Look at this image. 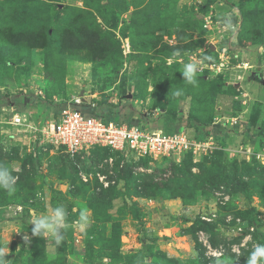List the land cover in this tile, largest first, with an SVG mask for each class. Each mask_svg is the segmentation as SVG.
<instances>
[{"label":"rangeland","instance_id":"rangeland-1","mask_svg":"<svg viewBox=\"0 0 264 264\" xmlns=\"http://www.w3.org/2000/svg\"><path fill=\"white\" fill-rule=\"evenodd\" d=\"M82 19L103 32L99 51L109 57L96 53L91 60L87 50L64 41L60 49V29ZM44 28L52 38L45 47L18 37ZM263 40L264 0H0V163L17 177L14 193L0 190V247L10 264H162L159 251L179 264H196L199 250L247 264L264 240ZM80 52L85 55H75ZM193 57H210L195 86L181 72ZM77 95L82 111L111 113L149 131L163 130L158 104L164 105L182 127L204 131L211 147L178 159L95 147L72 161L62 147H38L9 123L12 112L48 117ZM189 114H204L206 125L196 131ZM190 161L203 169L192 165L191 174L180 173ZM231 162L245 192L229 179L218 188L204 184L207 171L233 172ZM143 179L174 182L194 203L135 196ZM109 187L117 194L102 204L110 219L97 221L89 197ZM59 204L67 209L68 227L55 247L33 236L30 222ZM82 209L91 216L84 233L75 224ZM112 221L120 226L119 254L103 250Z\"/></svg>","mask_w":264,"mask_h":264},{"label":"built area","instance_id":"built-area-1","mask_svg":"<svg viewBox=\"0 0 264 264\" xmlns=\"http://www.w3.org/2000/svg\"><path fill=\"white\" fill-rule=\"evenodd\" d=\"M243 65L247 63L243 62ZM83 103L81 96H73L55 113L48 117L40 116L38 120L31 115L12 112L9 123L18 128V135L26 133L38 147L60 146L70 158L94 146L107 147L120 153L130 152L137 156L176 159L184 152H191L192 155L206 154L211 147L209 139L197 140L191 137L187 129L165 133L161 129L149 131L137 121L135 124L105 121L95 112L82 111L78 106Z\"/></svg>","mask_w":264,"mask_h":264},{"label":"trees","instance_id":"trees-1","mask_svg":"<svg viewBox=\"0 0 264 264\" xmlns=\"http://www.w3.org/2000/svg\"><path fill=\"white\" fill-rule=\"evenodd\" d=\"M103 10L105 9L104 6H102ZM250 26L253 29L259 28L258 24H256L254 21H252V19H250L249 21ZM97 26L95 24H93L92 22H88L85 19H82L81 21L72 23L68 26H63V28L60 29L59 32V36L60 40L58 41L59 47L60 49L63 48V46H61V41L67 42L69 43V46L73 47L74 50H78L79 51H84L87 50V52L89 53L87 55V57H90L91 60H93V56L92 55H96V53L101 54L103 51H99L101 49H105V36L103 34V32H101L100 30H98L96 28ZM40 31H44L43 33H41ZM50 29L49 28H44L42 30H38L37 32H21V34L18 35V37L21 39V41H29L33 46H40V47H45L46 45H49L50 43H52V38H51V33L49 32ZM255 42H259L257 40H254ZM264 41V40H263ZM57 46V45H55ZM80 53H76L75 55H79L80 57H82L85 54H81ZM72 55V54H70ZM102 55H107L109 57L108 54L106 53H102ZM213 97H211V99L213 100ZM84 104V103H83ZM159 106H161L162 108V118H163V132L165 133H173L176 131H180L181 129H187L189 134L191 135V137L197 139V140H204L206 139L205 136V132L204 131H200L198 133L195 132H191L188 128H184L181 126V122L177 120L176 116L174 113L170 112L169 110H166L164 107V105L158 104ZM111 114V113H109ZM108 114V115H109ZM108 115L103 116V115H97L99 117H101L103 120H115L117 121L114 117H108ZM187 123H190V121H193L194 123H196V131L199 128H203V126L206 125L207 123V117H205L204 114H189L187 117ZM180 122V123H179ZM95 147H100V146H94L92 148ZM104 148V150L106 151L107 149L110 150L107 147H101ZM112 151V150H111ZM117 152L118 151H114ZM120 153V152H119ZM187 154H191V152H184L182 154V156L187 155ZM78 155V154H77ZM76 155V156H77ZM68 156V155H67ZM76 156L74 158H70L68 156V158H70V160L74 161L76 159ZM192 165H195L197 167H199L200 170L203 169V167L200 164L197 163H191L190 162H186L178 171L180 173H185L188 172L189 174H191L190 172V167ZM231 168L233 169V172H231L230 174H226V173H213L210 171H207L205 176L203 177V181L204 184H207L209 187L212 188H218L221 184L230 181L233 182L234 186H236L237 189H239V191L241 192H245V184L246 181L240 179L237 175H236V167L233 164V162L230 163ZM77 169V168H76ZM261 171H264V166L260 167ZM248 168L246 167L244 169V172L248 173ZM235 171V172H234ZM152 181H147L145 179H143L142 181H140V186H139V190L136 192L135 196H139V197H164V196H168V197H181L183 199V201L187 204H191L194 203V199L193 196H189L187 197L186 194H183L182 192H180L178 189L180 187L176 186L174 182H165L164 184H157V183H151ZM78 192H81L80 189H78ZM115 197H117V194L114 191V188H105V189H100L99 193L95 194L94 196H90V207L92 209V214H93V218L97 221H109L110 217H109V213L107 212L106 208L107 207H103L102 204H104L107 201H110L112 199H114ZM29 201V200H28ZM106 204V203H105ZM100 215L103 217V220H101ZM199 223L205 224L207 225L206 222H203L201 220H198ZM120 226L119 223L117 221H112V225H111V229H110V234L107 238H105L106 240L104 241L103 246H105V248L103 250H109L114 254H119V247H120ZM259 244H264V240H258ZM159 256L162 259V264H179V261L177 260V258L174 257H167L165 255V253L163 252H158ZM152 254L150 253V256ZM226 257H228V254H223ZM214 261V256L213 257H209L207 258L204 255V251L203 250H199L198 251V256L196 257L195 263L196 264H213ZM229 264H233L231 262H229Z\"/></svg>","mask_w":264,"mask_h":264},{"label":"clouds","instance_id":"clouds-1","mask_svg":"<svg viewBox=\"0 0 264 264\" xmlns=\"http://www.w3.org/2000/svg\"><path fill=\"white\" fill-rule=\"evenodd\" d=\"M205 59L210 57H204L202 59H196L193 57L190 62H187L182 67V74L184 80L193 86L197 83V74L201 70ZM175 95H181V91H176ZM17 177L12 174L10 166L4 163H0V190L7 191L9 194L14 193L16 190ZM68 212L63 204L57 205L55 208L49 209L43 215H37L31 220L33 225L31 232L33 236H39L46 238L54 242V246L58 247L64 240V232L62 230L68 227L67 223ZM81 233L91 225L90 212L87 209H82L79 213V218L75 221ZM26 241L30 240V237H24ZM214 255L213 264H229V259L220 252H216ZM8 252L5 248L0 247V264H10V261L6 259ZM247 264H264V244H257L251 250L247 257Z\"/></svg>","mask_w":264,"mask_h":264},{"label":"crops","instance_id":"crops-1","mask_svg":"<svg viewBox=\"0 0 264 264\" xmlns=\"http://www.w3.org/2000/svg\"><path fill=\"white\" fill-rule=\"evenodd\" d=\"M162 117H159V121H160V124H159V126L161 125V123H162Z\"/></svg>","mask_w":264,"mask_h":264},{"label":"water","instance_id":"water-1","mask_svg":"<svg viewBox=\"0 0 264 264\" xmlns=\"http://www.w3.org/2000/svg\"><path fill=\"white\" fill-rule=\"evenodd\" d=\"M131 123L135 124L136 122L135 121L134 122L132 121Z\"/></svg>","mask_w":264,"mask_h":264}]
</instances>
